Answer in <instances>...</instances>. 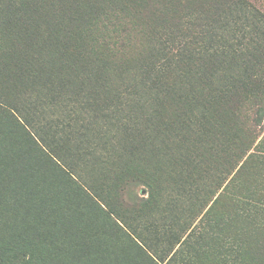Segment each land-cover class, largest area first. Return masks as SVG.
<instances>
[{
    "label": "trees",
    "instance_id": "trees-1",
    "mask_svg": "<svg viewBox=\"0 0 264 264\" xmlns=\"http://www.w3.org/2000/svg\"><path fill=\"white\" fill-rule=\"evenodd\" d=\"M245 7V0H0V264H134L118 249L145 250V243L115 212L114 197L105 200L80 173L91 156L104 162L106 149L116 156L108 170L103 163L99 169L107 194L112 185L117 192L127 182L150 180L151 168L165 169L170 137L182 145L193 140L183 128L196 132L201 123L210 124L202 133L218 160L223 148L238 147V166L264 133V62L253 63L229 86L216 87L214 77L219 68L233 67L219 57L247 49L241 19H227ZM203 11L213 16L201 19L197 12ZM230 21L232 37L216 35ZM239 65L248 66L241 60ZM230 97V108H220ZM247 103L257 107L249 108L251 125ZM144 108L157 113L140 128L133 114ZM228 123V131L245 137L216 140ZM118 130L130 145L138 130L143 140L129 148L118 140ZM32 161L38 171L42 166L51 172L32 179ZM192 161L197 171L202 164ZM52 166L70 176L78 171L80 198L62 187ZM111 169L120 171L114 174L119 183L104 179ZM249 170L264 178V142L236 171V188ZM77 199H88L97 215L89 216ZM245 209L248 225L264 222V189L249 193ZM240 241L234 236L217 264H264V238L255 237L249 251Z\"/></svg>",
    "mask_w": 264,
    "mask_h": 264
},
{
    "label": "rangeland",
    "instance_id": "rangeland-1",
    "mask_svg": "<svg viewBox=\"0 0 264 264\" xmlns=\"http://www.w3.org/2000/svg\"><path fill=\"white\" fill-rule=\"evenodd\" d=\"M245 4L246 9L237 8L233 10L227 19L228 21L233 17L241 19L242 28H246V32L249 33L245 41L247 49L244 53L234 49L228 58L219 57L217 59L221 63L232 62L231 64L233 65L229 72H225L222 68L215 72L214 83L218 88L224 84L229 86L232 83V78L241 80L245 71L248 72L249 67L253 63L264 62V0H245ZM219 7L217 6V9L213 12H216ZM213 12L203 11L204 14L200 15L198 12L197 14L203 19L206 16L208 17L209 14L213 16ZM234 22L230 21V24H227L229 26H224L225 24L219 25L214 32L218 36L222 35L231 38L230 25ZM211 26L215 27L214 25ZM240 60L244 61L248 66H237ZM232 100V97L225 99V103L220 108L224 110L228 109L227 107L230 108V105L233 104ZM262 106L264 107V104ZM215 107L218 108L219 106L215 104ZM243 107L244 105L241 103L240 108L243 109ZM251 107L253 109L257 108L251 103L246 104L245 112L247 118H249L247 121L248 125L252 124V114L249 109ZM156 113V109H137L133 117L138 120V126L141 128L145 126L144 124L147 120L153 118V116L155 117ZM171 116L173 114L169 113V117ZM221 118L224 119V116ZM197 127L195 128L196 132L189 127L183 128L186 134L191 135L190 138L193 140H187L182 145L178 142H173L172 137H170L167 147L168 155H164L165 160L163 161L165 169L153 171L151 168L150 173L153 175L148 176V178H151L150 180L136 179L133 182H127L123 191L117 189L118 191L115 192L114 185H112V183L120 182L119 179L116 180L114 177V174L120 171L111 169L110 176L104 178L112 185L109 194H107L108 190L101 179L99 169L102 163L108 170L116 158V156L114 157V155L110 154V148L106 149V155L103 157L105 159L104 162L95 156H91L86 162L84 169L80 170L81 175H83V183L86 186L99 187L100 193L104 194L103 196L108 202L109 198L114 197L113 207L115 212L127 219L135 237L145 243L146 251L127 247L118 249L120 252L130 254L134 264H217L219 259L224 256L222 253V251L224 252V247H228V242L233 243L234 236L241 240L239 247L245 248L246 251L251 248V242L255 240V237L264 238V222L258 219L254 227L248 225L249 221L246 217L245 209L249 193L264 189V178L260 181L258 176L252 170H249L245 179L236 183L237 188L231 182L236 171L247 159L249 153H252L258 144L264 142V133L256 139L255 147L237 166L235 165V160L239 149L235 144L223 148L224 158L218 160L214 154L217 151L214 147L213 149L211 148L209 137L207 138L202 133L203 130L210 129V124L201 123ZM159 129L164 131L163 127H159ZM230 129H232L230 123L226 124L221 130L223 133L217 134L216 140L234 137L243 139L245 137L242 134H234V132L228 131ZM138 132V136L134 138V143L137 144L133 143V145H130L127 143L126 133L120 130H118V140L129 148H137L141 140H143L142 131L138 130ZM199 134L202 136V140H195L202 145L194 142V136ZM212 136H215V133H212ZM162 142L159 139L158 148H161ZM113 143L111 140L108 141L109 146ZM228 143L230 144V141ZM237 143H241V141ZM142 144L144 145V141ZM152 145L148 149L149 154L153 151ZM178 147H181V149L177 152ZM192 160L200 161L202 164L197 171H194ZM4 162H9V160L4 159L1 163ZM33 163H36V161H32L31 167L37 170ZM189 164L193 166L191 169ZM133 165H136V163H133ZM52 168L55 179L62 184V187L69 188L73 198L74 196L80 198V193L75 188L78 183L76 179L78 171L74 173L75 176H70L59 172L53 166ZM222 169L225 170V174L220 177L218 173ZM45 171L51 172L41 166L37 173L28 172V176L34 179L37 176L44 175ZM144 182H148L150 186ZM81 199L75 200V203L80 204L89 216L97 215L95 212L93 214L90 212L91 203L88 199L85 201ZM125 201L131 204L132 207L124 206L123 203ZM98 205L105 210L104 206L99 203ZM12 215H14V212L6 215V217H11ZM189 234L191 235L189 236ZM134 240L138 242L136 239ZM185 240L188 241L187 245L181 247L180 242ZM137 244L140 247L141 244L139 242ZM180 251H183L184 255L182 253L181 256L179 255L177 259L173 260V255Z\"/></svg>",
    "mask_w": 264,
    "mask_h": 264
}]
</instances>
